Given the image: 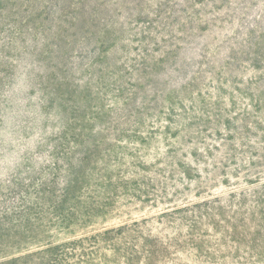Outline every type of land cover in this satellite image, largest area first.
<instances>
[{
	"label": "rangeland",
	"instance_id": "obj_1",
	"mask_svg": "<svg viewBox=\"0 0 264 264\" xmlns=\"http://www.w3.org/2000/svg\"><path fill=\"white\" fill-rule=\"evenodd\" d=\"M0 264H264V0H0Z\"/></svg>",
	"mask_w": 264,
	"mask_h": 264
}]
</instances>
